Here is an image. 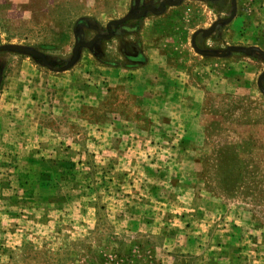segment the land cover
Here are the masks:
<instances>
[{"label": "rangeland", "instance_id": "374dc122", "mask_svg": "<svg viewBox=\"0 0 264 264\" xmlns=\"http://www.w3.org/2000/svg\"><path fill=\"white\" fill-rule=\"evenodd\" d=\"M163 1L0 0V264H264V0Z\"/></svg>", "mask_w": 264, "mask_h": 264}, {"label": "water", "instance_id": "95a60500", "mask_svg": "<svg viewBox=\"0 0 264 264\" xmlns=\"http://www.w3.org/2000/svg\"><path fill=\"white\" fill-rule=\"evenodd\" d=\"M177 2L178 1L171 2L169 0H165V1H163L159 5V7L156 10H154L151 7H146L144 9H142V11L138 15H128L127 18H137V17L141 16L146 10H149L152 13L157 14V13L161 12L166 5H174ZM192 45L194 46V43H192ZM8 49L10 51H14V52H23V53H30V54H32V51L31 50H29V49H27L25 47H22V46H18V45H10L8 47ZM231 51H233V52H240V53H243V54L256 53V54L260 55L261 57H264V51H262L261 49H259L257 47H247V48H234V47H232V48H228L226 50V52H231ZM262 79H264V74H262L261 77H260V79L258 80V86L259 87H261V81H262ZM262 92H264V90H262Z\"/></svg>", "mask_w": 264, "mask_h": 264}, {"label": "crops", "instance_id": "0c3cea01", "mask_svg": "<svg viewBox=\"0 0 264 264\" xmlns=\"http://www.w3.org/2000/svg\"><path fill=\"white\" fill-rule=\"evenodd\" d=\"M215 33H216L215 32V28L212 27V28L204 30L202 32L195 31V33L192 35L191 44L194 43V46H192V47H193L194 51L198 53L199 56L204 57L206 52L204 50H202V49H199L195 42H199V40H201L203 38L204 39H208L209 37L213 38L215 36ZM199 35H200L201 38H197ZM255 39H256V37H255ZM232 47H234V48H247V47H257V46H254L252 43L249 44V45H244V44L243 45H233V46L227 47L223 53H214L215 55L214 54L213 55H214L215 58H222L226 54V50L228 48H232ZM231 53H234L237 56H241V57H245V58H251V57H253L252 54H254V53L243 54V53H240V52H233V51ZM146 63H147V59L145 58V60L143 61V65L147 66ZM145 70H151V69H148V67H146ZM161 74H163V73L161 72ZM262 74H264V73H262ZM155 76L158 77L157 75H155ZM147 77H150V76H147ZM260 77L261 76H259L258 79H257V85H258V80L260 79ZM262 80H264V79H262Z\"/></svg>", "mask_w": 264, "mask_h": 264}]
</instances>
